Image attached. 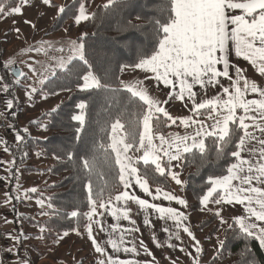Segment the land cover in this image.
<instances>
[{"label":"snow or ice","instance_id":"snow-or-ice-1","mask_svg":"<svg viewBox=\"0 0 264 264\" xmlns=\"http://www.w3.org/2000/svg\"><path fill=\"white\" fill-rule=\"evenodd\" d=\"M41 2L44 5H52V0ZM76 3L77 0H73L72 7ZM129 3L130 0H105L100 7L106 11L88 13L83 0H79L74 22L80 24L82 21L96 20L98 14L103 19L118 4ZM68 8L67 5L59 6L54 19H59ZM145 9L153 13L146 18V25L128 20L124 24V30L139 31L147 26L149 32L142 33L147 44L137 49V61L134 64L120 66L121 71L129 67L143 70L145 76L142 80L132 82L119 80V87H113L110 72L104 70L103 75H98L93 63L88 59L84 39L87 33H82L75 40L38 41L37 47L29 46L23 49L43 53L45 56H48L50 49L62 53L59 56H50V63H41L42 78L38 80L41 87L27 86L29 90L25 91V95L29 100L33 94L39 95L42 99H47L48 95H56L50 86L60 81L75 83L81 92L96 90L111 94L104 97L105 104H111L116 100V95L121 94V99L116 100L114 105L117 113L111 122V130L107 133L109 142L94 141L91 146L86 147L84 155L79 157V162L74 160L73 151L66 152L67 159L74 163L77 172L82 173L87 181L84 187L88 193L89 211L83 215L90 221L86 226L89 239L97 253L107 256V264H137L133 259L107 255L105 248L97 243L92 232L93 223L100 225V220L93 218L104 215L103 212H98V208L104 209L117 221L110 225L112 232L120 233L118 239L112 238L110 233L107 245L114 254L121 251L136 253L135 244L131 247L125 245V235L137 232L139 228H123L119 224L123 219L135 225V220L129 216L131 209L113 204V201H116L118 204L126 205L128 201H132L145 213L152 210L158 214L160 220L173 221L175 229H182L195 241V252L199 254L202 251L200 241L184 223L188 220L185 212L175 207L151 203L128 191L133 187L134 180L135 185L152 196L153 200L162 197L187 208V200L159 186L155 188L153 194L149 186V177L155 180L158 174L159 177H170L176 184L184 185L186 182L180 179V173L173 169L180 167L186 160L195 161L199 154L200 163L196 175L207 165L214 166V171L220 169V174L208 175L204 182L201 189L203 194L198 197L201 211L212 212L221 225L227 224L226 232L231 230L236 237L245 240L254 238L264 248V224L258 223L264 222V85H258L255 79H249L244 70L232 62L233 55L242 58L264 77V0H152L151 4L145 0ZM9 12L21 13V7L19 5L7 7L3 0H0V15L7 16ZM141 18L140 14L135 17L136 20ZM25 23L36 27L31 21ZM16 31L19 32V29ZM57 44L60 47H56ZM0 67L14 77L6 82L5 77L0 76V92L10 95L13 86L19 85L21 77H26V73L12 58L3 61ZM28 67L34 73L38 71L32 64ZM148 73L152 75L148 76ZM221 78L227 79L230 84L225 86ZM149 79L156 81L157 86L163 84L170 88L165 100L161 101L150 94L151 89L146 84ZM57 86L61 91H71L64 83ZM196 86L204 91H194ZM217 86L220 91L207 97V90ZM249 94H256L257 98L250 99ZM173 100L182 102L189 114L172 116L166 105ZM14 102L15 97L6 99V108L12 109ZM88 107V102L81 99L75 104L79 111L71 116L72 121L79 123V127L75 129L77 141L81 139V132L85 128V112ZM59 108L58 104L44 115L51 117ZM11 115L14 116L16 113L12 112ZM206 120L211 123H206ZM31 123L40 124V121L33 120ZM177 123L186 130L183 135L175 132L165 136L159 131L162 127H170ZM40 126L47 128L48 125ZM107 127L108 121H105L101 131H105ZM188 129L191 131H187ZM256 132H259L260 136H257ZM28 133L27 127L15 133L17 148L25 156L27 152L23 149L27 147L25 134ZM208 138L213 139L215 148L211 159L205 144ZM0 144L5 145V152L9 151L6 141L0 140ZM132 150L143 154L133 158L129 155ZM112 154L115 156L114 165L119 169V183L125 190L115 196L109 195L105 200V192H110L111 186L108 181H104L103 185H99L98 182L102 179L101 169L104 170V175L113 169ZM53 155L57 160L61 158L55 152ZM141 162L144 165L143 172L137 166ZM13 165L15 160L10 162L9 168ZM16 172H19L18 168ZM36 191L35 187L27 189L25 195L27 192ZM36 203L45 205V201L41 199H37ZM213 203L218 206L214 210L208 207ZM231 204L243 206L244 214L233 216L232 222L229 223L222 216V207ZM47 208L53 209L52 215L60 214V210L55 209L51 202L47 203ZM41 214L49 215L48 212ZM68 215L77 217L80 213L74 210ZM144 224H152L147 215ZM43 231L41 229L42 233ZM100 231H105V228L101 226ZM162 231L167 234L169 241L173 238L180 239L179 232L172 231L167 226L163 227ZM67 234L64 233L65 236ZM41 238L42 236L37 237ZM152 240L157 247L161 246L155 234ZM225 244V240L218 239V253ZM167 246L171 248L174 245L168 243ZM140 247H144L143 241L140 242ZM180 250L184 251L183 248ZM148 255L151 256L152 253L149 251ZM20 264H29V261L25 259ZM97 264H105V260L100 259ZM173 264L176 262L173 261ZM193 264H199V255L193 258ZM240 264L254 262L242 260Z\"/></svg>","mask_w":264,"mask_h":264},{"label":"trees","instance_id":"trees-1","mask_svg":"<svg viewBox=\"0 0 264 264\" xmlns=\"http://www.w3.org/2000/svg\"><path fill=\"white\" fill-rule=\"evenodd\" d=\"M22 0H3L7 7L17 6ZM149 4L152 0H148ZM86 7H91L92 12H104L102 9L104 3L97 2V0H83ZM64 5L69 6L67 11L62 14L59 19H54L51 26L48 29V33L67 29L68 32L75 34L77 39L82 33H87L85 36V44L88 52V59L93 63L98 75H103L104 70L110 72L112 76V86L119 87L121 65H132L137 61V49L145 46L147 41L142 33L149 32L148 27H144L141 30H124V24L128 20H132L136 24H145L146 18L153 15L151 11L145 9V0H130V3L118 4L117 7L108 12V15L103 19L98 14L96 20L82 21L80 24L74 22V13L79 7V0L74 7L73 0H67ZM137 14L141 15L140 20H136ZM4 16L0 15V20ZM59 56L62 53L49 50L48 56ZM3 47L0 43V65L3 63ZM46 64V63H44ZM132 68V67H129ZM0 76L5 77V81L8 82L14 77L6 73L2 67H0ZM22 79V77H21ZM20 79V81H21ZM47 83V82H46ZM59 83H64L65 86L71 89L68 91H61L57 86ZM19 85L13 86V91L10 95H5V98L15 97L14 107L12 111H17L20 107V103L15 94V89ZM41 87L38 85L37 88ZM53 91L58 94H62L56 105H60V108L51 117L44 115L51 109L42 111L35 120H39L40 124H47V128H42L40 124H35L36 127H40V131L44 132L43 136H36L30 134L26 135L27 147L23 149L27 152V155H23L22 151L17 148V142L4 140L7 142V151L11 157V161L15 160V165L8 168L10 179L7 184V191L11 197L13 203L16 201L14 193L11 191V187L16 180V169H19L20 174H32L42 173L46 174L48 178H52L49 182L40 186V191L35 193L29 192L27 194L30 198H37L45 201L46 208L40 209L38 215L28 216L23 219V223L32 228H36L37 231L31 233V238L34 241L30 242L28 247L34 252L35 258L40 259L49 255V253L58 244V235L65 232H80L87 225V217L83 213L89 210L87 203V190L84 184L87 182L83 178L82 173H78L73 162L67 159L66 152L68 150L73 151L74 160L79 162V157L84 155L86 147L96 142L108 143L107 133L110 132L111 122L115 119L117 108L114 106L116 100L121 99V94L116 95V100L111 104H105L104 97L106 94L96 90H89L88 92H81L76 88L75 83L68 84L67 82L60 81L50 86ZM47 94V90H45ZM35 96H39L34 94ZM56 95H48L51 98ZM40 97V96H39ZM81 99L88 102L89 107L86 109V124L85 128L81 132V139L76 140L75 129L79 127V123L71 120V116L79 110L75 108V104ZM35 100V99H34ZM122 103V101H121ZM55 105V106H56ZM54 106V107H55ZM6 120L9 125H12L14 133L20 131L23 127L19 126L13 115L8 111L5 113ZM202 119L204 117H201ZM108 121V127L105 131H101V127L104 122ZM124 121L122 120V123ZM180 129L179 124L171 125L170 127H162L159 131L166 135L168 132H175ZM23 134V133H22ZM15 140V139H14ZM206 147L209 151V159L212 158V154L215 151L213 139L208 138L205 141ZM5 147V145L3 144ZM1 151V149H0ZM39 153L40 159L45 161L41 166H36L30 163L31 153ZM60 155V159L54 158L53 153ZM133 158L137 157L138 152L132 150L129 153ZM199 154L197 159L193 162L184 161L179 167V171L183 174V181L186 183L182 185L185 192L190 196L188 207L185 208L188 212L199 211L201 205L199 204L198 197L203 194L201 189L204 187V182L208 175L220 174V169L217 168L214 171V166L207 165L197 173V166L200 163ZM112 160L114 165L115 156L112 154ZM138 167L143 172L144 165L141 162ZM118 166L113 167L109 174L104 175V170L101 169L102 179L98 182L99 185H103L104 181H108L111 186L110 192H105V200L109 198V195L115 196L122 191V184L118 180ZM153 180L149 177V186L151 191H154L156 187H161L165 191H170L175 194L174 186L170 177H159ZM95 181V177L93 178ZM51 202L55 209L60 210V214L52 215L53 209L47 208V203ZM13 205V204H12ZM78 211L80 213L77 217H71L68 213L72 211ZM42 212H48L49 215H42ZM232 222V221H231ZM230 222V223H231ZM194 223H191V227L195 231H202L208 229L207 236H216L218 239L226 241L225 247L218 253H216L205 264H217L225 262V264H240L242 260H251L254 264H264V249L259 245V242L254 238L243 239L238 238L234 233L227 229V224L221 225L217 217L213 214H209L202 219L195 227ZM43 229V233L41 232ZM75 229V231H74ZM38 236H42L41 239H37ZM246 249V250H245ZM203 253V252H202ZM243 253V255H242ZM202 255V254H201ZM84 256L81 260L85 259ZM29 264H32V260L26 258ZM84 264H93L85 262Z\"/></svg>","mask_w":264,"mask_h":264},{"label":"crops","instance_id":"crops-1","mask_svg":"<svg viewBox=\"0 0 264 264\" xmlns=\"http://www.w3.org/2000/svg\"><path fill=\"white\" fill-rule=\"evenodd\" d=\"M98 2L102 3L103 0H98ZM9 39H11V37H8V36L0 37V43L3 47V57H2L3 61L8 59L9 54L11 53L9 52L11 50L10 48L13 47V44L9 45V42H8ZM34 39L33 41H35L36 43H37V40L40 41L39 39L37 40H34ZM68 39H72V38L69 37ZM61 40H64V39H58V38L53 39V41H61ZM47 41H50V39H48ZM35 42H32V44H29L27 46H24L23 48L18 49V51L13 56L9 57V58H12L16 62V64H18V66L20 67L22 71H24L23 69L25 67V69L30 72V75L27 72H25L26 77H22L21 79V81H23V83H26V84L29 81L30 76L32 75L37 77V83H38V80L40 79V57L39 56L35 57L33 55L34 53H36L35 51H24L23 50V49H27L29 46L33 48L37 47L38 45L37 46L34 45ZM56 47H60V45L57 44ZM38 54L40 55V53ZM232 62L237 63L238 66H240L244 70L245 74L247 75L249 79H255L258 85H264V77L260 76V74L257 73L255 69L247 61H244L242 58H236L233 55ZM22 63L24 65H22ZM29 64H32L36 69H38V71H36L35 73L31 71L28 67ZM130 69H134V68H130ZM122 72L123 71L120 72L121 80H123ZM147 75L151 76L152 74L148 73ZM144 76H145V72L143 70L134 69L133 77H135L137 80L144 79ZM221 81L225 86H228L230 84V81H228L225 78H221ZM146 84L151 89V92H150L151 95L159 98L161 101L167 98L166 94L168 91H170L169 87H165L163 84H159L157 86V82L154 81L153 79H149L148 81H146ZM22 87L23 86L19 84V86L15 89V94L18 100H19L18 92H19V89H21ZM194 91L203 92L204 90L200 89L199 86H196L194 88ZM219 91H220V88L218 86L214 89L209 88L207 90V97H211L212 95H215L216 92H219ZM61 95L62 94L56 95V99H55L56 103L60 99ZM207 97H203V98H207ZM248 98L251 99V98H257V97H256V94H249ZM33 101H34L35 106L34 105L29 106V109L31 108L30 111H28L27 109V111L22 112L21 114L20 113L21 107H20L17 111H15L16 115H14V118H15L16 123L19 126L23 128L27 127L29 129V132L31 131L30 134L36 135V136H43L44 133H42V130L40 131V135H38L39 133L37 132V129H39L40 127H36L35 124L31 123V121H33V119L37 117L38 114H40V108H41L39 99L36 100V102L35 100ZM166 108L170 112V114L174 117L184 116V115L189 114L187 108H185L182 102L180 101L173 100L171 103L166 105ZM22 110L24 109L22 108ZM7 111L8 113L10 112V114L14 112L11 109H7ZM32 113H33V116L29 118H24V114H32ZM203 119H206V118L204 117ZM25 123H26V126H25ZM206 123L210 124L211 121L206 120ZM185 131L186 130L182 126H180V129L175 132H179L180 134L183 135ZM187 131H191V129H188ZM169 133H172V132H168L167 134ZM256 135L260 136V133L256 132ZM0 140H3V139H0ZM1 146H3V144H0V148ZM1 153H2V156L0 158V167H1V172L3 175V184H2L1 196H0V199L2 202V208H3V216H2L1 223H2L3 231L6 235L7 241H6L5 249L9 255V263L10 264H20L21 261L25 260L26 258H29L32 260V264H82L80 259L82 258L83 255L87 254L88 259H91L92 263L97 264L98 260L104 259L105 264H107V256L102 253H97L95 251L93 244L91 240L89 239L86 227L79 233L67 232L68 234L66 236L64 235V233H60L58 235V244L49 253V255L46 257L40 258V259L35 258L34 252L28 247V245L30 242L34 241V239L31 238L30 234L36 232L37 229L24 224L23 219L28 216L38 215V211L40 209L46 208V205L40 208V205L36 203L37 199L30 198L24 194L27 190L26 188L30 189V187L33 188V186L39 185L40 173H32L28 175L17 173L14 185L11 187V191L14 193V196L16 197V201L13 203L11 197L9 196V192L7 191V184L10 179L8 168L11 162V157L8 152L4 151V148L1 149ZM31 159L32 158H30V160ZM36 166H40V164H36ZM42 175L44 177V181H47L49 179L46 174H42ZM132 183H133V187L129 188L128 191L132 194L137 195L141 199H147L149 201V197H148L149 195L144 193L142 190H140L139 187L135 185L134 180L132 181ZM124 190L125 189L123 186L122 191ZM152 192L153 194H155V190ZM28 193L29 192H27V194ZM175 195L185 199V197H182L181 195H179L178 192ZM158 201H161L162 206L175 207L178 210L185 212L186 215H189V213L185 211L184 206L177 204L175 201H167L161 197L159 200H153L152 198L151 203H158ZM113 204L120 206V207H129L130 204H135V203L132 201H128L127 204L125 205L123 203L118 204V202L113 201ZM227 206H228L229 214H230L229 216L224 217V219L227 221H232L231 218L233 216H236V212L237 213L243 212V206L241 205L231 204ZM98 212H103L104 215L95 217L96 218L95 220L97 219L100 220V225L93 223L92 225L93 237L97 240V243H99L102 247L105 248L107 255H120L122 251L119 254H114L110 246H108L106 243L107 239L109 238L110 233L112 235V238H116V239L119 238V235H120L119 231L113 233L110 227V225L117 223V221H115L111 217L109 212L105 211L104 209L98 208ZM150 215L152 216V222L154 223L156 228L167 226L172 231H176V229L174 228L173 221L168 220L165 222V221L160 220L158 218V214L152 212V210H151ZM140 216L141 215L130 216L132 220L136 219V221L139 223L138 224L136 222L135 225H132L128 220L121 219L119 221V224L123 228H139V231L130 232L125 235V240L126 241L128 240L126 246L129 244H132V245L135 244L138 248H142V250H144L145 247H148L149 248V250L147 249L148 251H150L154 255H159V256H160V254H158L160 253L159 248H165V250H168L170 252H176L177 255L178 253L179 254L181 253L180 255L183 254V251L180 250L181 248L187 249L189 236L183 231L181 234H179L181 236V240L173 238L171 241H169L168 236H167L164 245L161 242L163 233L161 231H158L156 237H157V240L160 242L161 246L157 247L156 244H154L152 240V237H153L151 235L152 230H153L152 224L145 225L144 219L141 218ZM189 222H190V219L189 221L188 220L184 221V223L187 226H189ZM89 223L90 221L88 220L87 225ZM101 226L105 228V231L103 232L100 231ZM14 237H19V239H14ZM141 241H143L144 247H140ZM168 243H171L174 246L170 248L167 246ZM176 244H177V248H176ZM192 252H193V245L190 246L189 248V253H192ZM168 255L169 254H165L162 256L168 258ZM175 256L172 259H174Z\"/></svg>","mask_w":264,"mask_h":264},{"label":"rangeland","instance_id":"rangeland-1","mask_svg":"<svg viewBox=\"0 0 264 264\" xmlns=\"http://www.w3.org/2000/svg\"><path fill=\"white\" fill-rule=\"evenodd\" d=\"M66 1L67 0H52L51 6L44 5L41 2V0H26V2L21 1L18 4L21 7V13L12 14L11 12H9V14L7 16H4L3 19L0 20L1 21V23H0V37H7V36L11 37V39H9L8 42H9V45L13 44V47L10 48L11 50L9 52H11V53L9 54V57L13 56L18 51V49L23 48L24 46H27L29 44H32V42H35V41H33L34 38H36L34 40L39 39L40 41H47L48 39H50V41L51 40L53 41V39H57V38L58 39H64V40H67L69 37H71L72 39L75 38L74 33L68 32L65 29L53 32V33H51V36L48 33V29L51 26L52 22L54 21V18L57 15L58 7L61 5H64L66 3ZM97 2H98V0H97ZM102 3H105V0H103ZM85 9L88 13H90L91 7L85 6ZM25 21H31L32 24L36 25V27L33 28L31 26V24H27V23H25ZM16 29H19V32H17ZM37 42H38V40H37ZM34 45L37 46L38 44L35 42ZM33 55L35 57H37V56L40 57V71H42L41 63H46V64L50 63L49 58H47V60H46L43 53H40V55H39L36 52ZM16 65H18V64H16ZM22 65H24V64L22 63ZM23 70H24V72H27L30 75V72L27 71L25 69V67ZM122 75H123L122 79L125 82H132V81L137 80L135 77H133L134 76V69L127 68L125 71L122 72ZM41 78L42 77L40 75V79ZM20 85L23 86L21 89H19V92H18L19 103H20L19 107H21V110H20L21 114H22V112L27 111V109H28V111H30L31 108L29 109V106L34 105V101H33L34 99H35V102L38 99L40 100V107H41L40 113L46 109H51L56 105V100H55L56 96H53V97L47 98V99H42L41 97H39V96L37 97L33 94L31 100H29V98L25 95V91L29 90L27 88L28 85H31L33 87H38L39 84L37 83V77L36 76H34V75L30 76V79L27 82V84L23 83V81H20ZM4 101H5V99H4ZM22 108L24 110H22ZM6 112H7V108L5 105V113ZM9 113H8V115H9ZM5 115H7V114H5ZM31 116H33V113L32 114H24V118H29ZM35 119H36V117L33 120H35ZM25 126H26V123H25ZM37 132L39 133L38 135H40V128L37 129ZM30 133H31V131H30ZM42 133H44V132H42ZM172 133H174V132H172ZM5 135L7 136L8 140L15 142V140H14L15 133H14L13 129H11V127L7 128V130L5 131ZM167 135L168 134H166V136ZM0 136H2V135H0ZM157 143H158V141H157ZM3 148H4V146H1L0 149H3ZM142 154H143L142 152H138L137 156H140ZM1 156H2V153H1ZM1 156H0V158H1ZM30 158H32L30 160L31 164H34V165L40 164V166H41L42 163H45L44 160L42 161L40 159V157L38 156V154H36V152L31 153ZM175 163L176 162H173V164H175ZM173 170L180 173L179 167L174 168ZM51 179L52 178L48 179L47 181H44V177L40 173V181H39L40 183H39V185H36L33 187H36V189L38 191H40V186L49 182ZM180 179L181 180L183 179V174H181V173H180ZM171 181H172V185L174 186V189H175V194H177V192H178L179 195H181L182 197H185V200L189 201L190 196L187 192H185L182 185L176 184L175 181H173L172 179H171ZM30 188H32V187H30ZM122 188H123V185H122ZM26 189H29V188H26ZM148 197H149V202H151L152 197L151 196H148ZM35 199H37V198H35ZM158 204L161 205V201H158ZM41 207L42 206L40 205V208ZM208 207L214 210L218 206L213 203V204H209ZM128 208L131 209V211L129 212L130 216L141 215L140 217L145 219V216L147 215V218L150 221H152V216L150 215L151 210H148V212L145 213L139 209V206L137 204H130ZM184 209H185V207H184ZM185 211H186V209H185ZM186 212H188V211H186ZM188 213H189V215H187V216H188V221L190 219V222H189L190 229H191V223H194L193 227H195V225H197L206 216H208L209 214H213L212 212H209V211H201V208L199 211L191 212V213L188 212ZM243 214H244L243 212H241V213L236 212V215H243ZM229 215L230 214H229L228 206H223L222 207V216L225 217V216H229ZM93 219L95 220L96 218L94 217ZM87 220H88V218H87ZM135 222H137L136 219H135ZM228 222L230 223L231 221H228ZM258 223L264 224V222H258ZM152 227H153V230L151 233L152 236H153V234H155V236H156L158 231H161L163 233L161 242L164 245L165 240L167 238V234L164 231H162L163 227H157L156 228L153 222H152ZM191 230H192L193 234L195 235V237L200 241L199 246L201 247L202 251L199 254H197L195 252V247H194L195 241H193L191 239V237H189L187 249H184L182 255H180L181 253L180 254L178 253V255H177L176 252H170L168 250H165V248H159L160 253H158V254H160V256L154 255V254H152L150 256V255H148V252H149L148 247H145L144 250H142V248H138L136 246L137 247L136 253H124V252H122L119 255V257L121 259H133V260L137 261V264H173V261H175L176 264H193V258L196 257L197 255H199V264H205L216 253V251L218 249V238L216 236H212V237L207 236L208 229H204L202 231H195L192 228ZM176 231H178L179 234H181L183 230L182 229H179V230L176 229ZM77 233H79V232H77ZM156 239H157V237H156ZM178 240H181V236H180V239H178ZM127 242H128V240L127 241L125 240V245L127 244ZM192 245H193V252L191 253V255H189V248ZM127 246L131 247L132 244H129ZM176 248H177V244H176ZM145 249H148V250L146 251ZM165 254H169L168 255L169 259L162 256ZM175 255H177V256H175ZM84 256H87V258L81 260ZM174 256H175V258L172 259ZM8 257H9V255H8ZM82 258L80 259L82 264H84L85 262L91 261V259H88L87 254L83 255ZM217 264H225V262H221V263H217Z\"/></svg>","mask_w":264,"mask_h":264},{"label":"built area","instance_id":"built-area-1","mask_svg":"<svg viewBox=\"0 0 264 264\" xmlns=\"http://www.w3.org/2000/svg\"><path fill=\"white\" fill-rule=\"evenodd\" d=\"M5 95L3 92H0V113H3V115H0V139H6L8 140L7 136L5 135V131L8 128V123L5 118ZM1 156V151H0ZM3 184V175L1 172L0 167V196H1V189ZM2 216H3V208H2V202L0 199V264H10L9 263V257L6 252L5 246H6V235L2 228Z\"/></svg>","mask_w":264,"mask_h":264}]
</instances>
